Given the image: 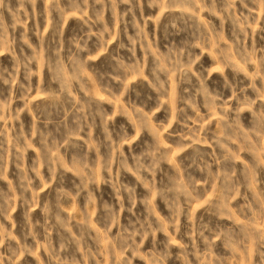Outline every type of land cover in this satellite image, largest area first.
Masks as SVG:
<instances>
[{"label":"rangeland","instance_id":"rangeland-1","mask_svg":"<svg viewBox=\"0 0 264 264\" xmlns=\"http://www.w3.org/2000/svg\"><path fill=\"white\" fill-rule=\"evenodd\" d=\"M0 264H264V0H0Z\"/></svg>","mask_w":264,"mask_h":264}]
</instances>
